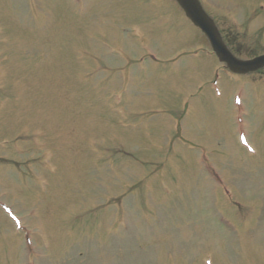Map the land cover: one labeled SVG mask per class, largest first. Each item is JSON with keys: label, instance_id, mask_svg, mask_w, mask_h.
<instances>
[{"label": "rangeland", "instance_id": "374dc122", "mask_svg": "<svg viewBox=\"0 0 264 264\" xmlns=\"http://www.w3.org/2000/svg\"><path fill=\"white\" fill-rule=\"evenodd\" d=\"M200 1L264 52V0ZM208 47L174 0H0V264H264V69Z\"/></svg>", "mask_w": 264, "mask_h": 264}, {"label": "water", "instance_id": "95a60500", "mask_svg": "<svg viewBox=\"0 0 264 264\" xmlns=\"http://www.w3.org/2000/svg\"><path fill=\"white\" fill-rule=\"evenodd\" d=\"M177 1L185 11L186 15L190 17V19L206 34L213 50L220 57V59L224 60L227 63L228 67L232 71L246 73L264 66V54L256 56L249 60H239L235 58L225 47L215 25L203 11L198 0Z\"/></svg>", "mask_w": 264, "mask_h": 264}]
</instances>
